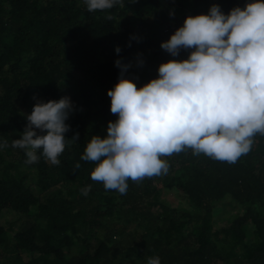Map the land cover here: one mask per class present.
<instances>
[{
	"label": "trees",
	"instance_id": "trees-1",
	"mask_svg": "<svg viewBox=\"0 0 264 264\" xmlns=\"http://www.w3.org/2000/svg\"><path fill=\"white\" fill-rule=\"evenodd\" d=\"M122 2L88 12L84 0H0V264H264V136L234 164L191 149L165 157L167 175L129 179L124 195L93 181L95 163L81 160L91 138H106L118 119L107 95L121 78L117 60L130 65L123 78L139 89L159 78L161 64L194 51L173 57L160 47L187 17L213 5L228 15L255 0ZM65 96L73 104L65 139L79 138L58 166L42 149L26 164V150L12 142L27 115L38 101ZM157 184L178 191L186 208L162 203ZM226 206L235 213L214 230L213 210ZM4 211L17 217L15 230L3 225Z\"/></svg>",
	"mask_w": 264,
	"mask_h": 264
},
{
	"label": "clouds",
	"instance_id": "clouds-1",
	"mask_svg": "<svg viewBox=\"0 0 264 264\" xmlns=\"http://www.w3.org/2000/svg\"><path fill=\"white\" fill-rule=\"evenodd\" d=\"M84 2L88 12L124 7L122 0ZM160 47L173 57L181 49L194 51L186 60L161 64L159 78L139 89L123 78L130 65L115 62L121 78L107 95L118 119L108 123L106 138L93 136L81 156L95 163L91 179L105 190L124 195L129 179L167 175L165 157L185 149L234 164L252 150L257 135L264 136V0L247 3L243 10L235 7L228 15L213 5L207 15L187 17ZM72 111L67 96L34 105L21 138L12 142L13 148L26 150V164L37 163L42 149L47 162L60 165L66 144L79 138L77 133L65 139ZM6 146V141L0 145ZM90 191L91 185L81 189L84 196ZM147 264H161L160 258H149Z\"/></svg>",
	"mask_w": 264,
	"mask_h": 264
},
{
	"label": "rangeland",
	"instance_id": "rangeland-1",
	"mask_svg": "<svg viewBox=\"0 0 264 264\" xmlns=\"http://www.w3.org/2000/svg\"><path fill=\"white\" fill-rule=\"evenodd\" d=\"M158 189H160L159 199L162 203H164L169 208H186L185 201L180 197V193L176 190L165 189L161 186V184H157ZM235 211L231 209V207H217L213 210V229L217 230L222 228L226 223L227 219L231 218L234 215ZM1 221L3 225L5 224H13L16 229L18 225L17 217L9 211H4L1 217ZM238 264H245L243 261L238 259Z\"/></svg>",
	"mask_w": 264,
	"mask_h": 264
}]
</instances>
